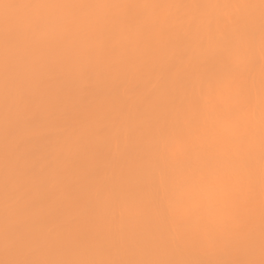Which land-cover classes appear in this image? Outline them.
Returning <instances> with one entry per match:
<instances>
[{
  "label": "bare ground",
  "instance_id": "bare-ground-1",
  "mask_svg": "<svg viewBox=\"0 0 264 264\" xmlns=\"http://www.w3.org/2000/svg\"><path fill=\"white\" fill-rule=\"evenodd\" d=\"M81 4L89 7L63 6ZM123 4L221 7L115 6ZM194 17L213 31L188 29ZM169 19L177 23L162 24ZM224 35L243 36L254 60L242 66L257 98L251 145L217 142L202 107L199 138L180 161L168 160L164 145L190 134L183 120L193 118V96L221 78ZM262 63L259 0H0V261L258 264ZM209 153L225 173L253 165L254 198L240 226L209 234L163 224L153 199L161 174L198 167Z\"/></svg>",
  "mask_w": 264,
  "mask_h": 264
},
{
  "label": "snow or ice",
  "instance_id": "snow-or-ice-1",
  "mask_svg": "<svg viewBox=\"0 0 264 264\" xmlns=\"http://www.w3.org/2000/svg\"><path fill=\"white\" fill-rule=\"evenodd\" d=\"M35 7H49V5H34ZM65 7H89V5H63ZM132 9L136 7H221V5L192 4V5H115ZM230 5H223L229 7ZM254 4L236 5V7H255ZM261 13L262 58H264V0H259ZM129 17V22L133 21ZM172 26L176 20L169 19L162 24ZM184 24L183 21H179ZM193 25L197 28L213 31V22L203 18H192L187 22V28ZM187 34L177 32L178 46L182 45ZM243 36L220 37L216 56L220 65V79L207 87L201 86L199 95H194L190 111L192 119L183 120L184 126L190 130L187 137H176L164 145L166 158L180 161L186 146L199 138L198 114L202 107L211 110L214 116L213 137L219 143L231 144L238 151L250 147L254 136L257 113V98L253 88L247 86L250 71L242 70L243 65L249 68L254 64L252 55L243 45ZM103 49V44L100 45ZM259 133H260V217H261V260L264 264V63L261 64L260 89L258 97ZM180 116L178 115V119ZM217 156L209 153L198 167L188 165L182 168L179 175L166 176L161 174L160 186L155 191L153 199L158 203L161 222L171 223L181 227H197L209 234L216 233L228 227H239L241 210L253 202V188L251 176L253 165L251 162L237 165L239 171L225 173L216 166ZM246 174V176H245ZM247 179V184H245ZM0 264H257L253 260H179V261H52L14 259L0 261Z\"/></svg>",
  "mask_w": 264,
  "mask_h": 264
}]
</instances>
